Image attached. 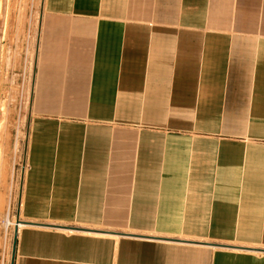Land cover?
Instances as JSON below:
<instances>
[{
  "label": "crops",
  "instance_id": "1",
  "mask_svg": "<svg viewBox=\"0 0 264 264\" xmlns=\"http://www.w3.org/2000/svg\"><path fill=\"white\" fill-rule=\"evenodd\" d=\"M21 38L14 264H264V0H44Z\"/></svg>",
  "mask_w": 264,
  "mask_h": 264
},
{
  "label": "rangeland",
  "instance_id": "2",
  "mask_svg": "<svg viewBox=\"0 0 264 264\" xmlns=\"http://www.w3.org/2000/svg\"><path fill=\"white\" fill-rule=\"evenodd\" d=\"M44 0H0V39L36 31ZM29 102L13 79L0 77V264H14L28 170Z\"/></svg>",
  "mask_w": 264,
  "mask_h": 264
}]
</instances>
